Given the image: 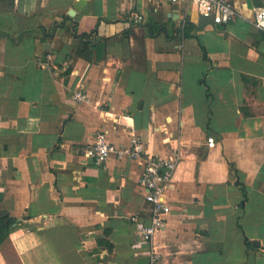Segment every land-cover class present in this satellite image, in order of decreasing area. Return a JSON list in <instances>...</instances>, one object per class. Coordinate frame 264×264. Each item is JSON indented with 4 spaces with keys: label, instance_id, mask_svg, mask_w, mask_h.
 <instances>
[{
    "label": "crops",
    "instance_id": "0c3cea01",
    "mask_svg": "<svg viewBox=\"0 0 264 264\" xmlns=\"http://www.w3.org/2000/svg\"><path fill=\"white\" fill-rule=\"evenodd\" d=\"M232 1L233 22L199 27L193 6L0 0V264H150L140 168L94 166L98 131L179 153L156 264H264V5Z\"/></svg>",
    "mask_w": 264,
    "mask_h": 264
},
{
    "label": "built area",
    "instance_id": "2783aa9c",
    "mask_svg": "<svg viewBox=\"0 0 264 264\" xmlns=\"http://www.w3.org/2000/svg\"><path fill=\"white\" fill-rule=\"evenodd\" d=\"M150 4L162 5L165 3L174 5L193 6L201 16L209 20L227 25L233 22L238 15L235 3L232 0H146ZM138 16L136 21L141 22ZM253 24L264 38V8L255 11ZM81 99V96H77ZM210 146L215 141L208 139ZM86 156L96 167H104L112 156L122 160L125 158L138 164L140 174L137 180L139 187L144 191L145 201L151 206L150 222L138 224L136 230V244L144 248V253L150 259V264H156L160 258L154 246V237L166 225L167 218L172 212V206L168 192L174 188V175L178 167L180 157L177 151L169 158L154 156L144 151L141 139L138 136L130 137L127 148H121L110 142L105 134L98 131L94 142L88 147ZM132 223L139 221V216H133Z\"/></svg>",
    "mask_w": 264,
    "mask_h": 264
},
{
    "label": "trees",
    "instance_id": "16d2710c",
    "mask_svg": "<svg viewBox=\"0 0 264 264\" xmlns=\"http://www.w3.org/2000/svg\"><path fill=\"white\" fill-rule=\"evenodd\" d=\"M92 49H96L99 54V58L101 59L102 57L106 56V45H99L95 48L91 47ZM7 228H8V222L6 217L2 216L0 214V246L8 240V233H7Z\"/></svg>",
    "mask_w": 264,
    "mask_h": 264
},
{
    "label": "water",
    "instance_id": "95a60500",
    "mask_svg": "<svg viewBox=\"0 0 264 264\" xmlns=\"http://www.w3.org/2000/svg\"><path fill=\"white\" fill-rule=\"evenodd\" d=\"M263 1V5H264V0ZM247 6L248 7H253V3H252V0H247ZM74 15V11H70L69 12V17H72ZM208 25H211V26H216L215 25V22L209 20L207 17L205 16H200V20H199V27H204V26H208ZM46 30V29H44ZM99 41V40H97ZM97 41H93V40H89L90 43L92 44H96Z\"/></svg>",
    "mask_w": 264,
    "mask_h": 264
}]
</instances>
